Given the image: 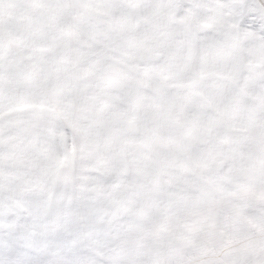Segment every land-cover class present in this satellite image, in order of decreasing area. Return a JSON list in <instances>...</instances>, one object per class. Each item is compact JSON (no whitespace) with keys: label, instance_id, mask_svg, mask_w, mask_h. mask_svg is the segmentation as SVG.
Segmentation results:
<instances>
[{"label":"snow or ice","instance_id":"1","mask_svg":"<svg viewBox=\"0 0 264 264\" xmlns=\"http://www.w3.org/2000/svg\"><path fill=\"white\" fill-rule=\"evenodd\" d=\"M0 264H264V0H0Z\"/></svg>","mask_w":264,"mask_h":264}]
</instances>
